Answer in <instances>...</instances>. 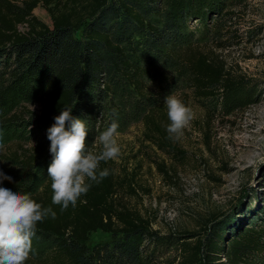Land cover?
Masks as SVG:
<instances>
[{
	"label": "trees",
	"instance_id": "trees-1",
	"mask_svg": "<svg viewBox=\"0 0 264 264\" xmlns=\"http://www.w3.org/2000/svg\"><path fill=\"white\" fill-rule=\"evenodd\" d=\"M244 1L0 0V129L29 123L39 135L29 146L16 144L4 156L0 170L12 181L4 180L0 187L30 192L37 203L56 212L55 219L49 216L37 223L35 239L46 244L49 254L37 259L32 253L25 264H162L154 262L146 251L148 244L139 239L172 246L177 238L158 237L147 219L127 207L119 191L136 195V190L131 178L116 174L112 160L101 162L100 168L110 174L99 183L91 182L75 207L61 211L51 203L47 129L63 108L73 106L71 115L89 122L86 145L98 151L95 139L101 117L109 126L114 119L121 125L142 115L146 141L158 149L173 148L175 141L162 124L167 118L160 98L164 88L154 95L144 86L158 76L163 80L155 66L170 62L187 70L196 99L217 102L221 117L256 103L253 80L217 53L228 41L208 50L196 45L181 50L188 22L211 17L215 26L223 20L234 25ZM39 3L51 17V28L32 14ZM256 30L248 31L247 39L256 37ZM241 36L235 29L229 31L236 43L243 41ZM126 87L130 90L124 94ZM30 101L37 103V112L27 110ZM229 221L213 217L201 236L180 240L177 264H255L264 255V219H252L234 232ZM97 231L122 238L104 252L89 251L86 242Z\"/></svg>",
	"mask_w": 264,
	"mask_h": 264
},
{
	"label": "rangeland",
	"instance_id": "rangeland-1",
	"mask_svg": "<svg viewBox=\"0 0 264 264\" xmlns=\"http://www.w3.org/2000/svg\"><path fill=\"white\" fill-rule=\"evenodd\" d=\"M32 14L41 23L52 27L51 17L41 3ZM158 20L153 17V21ZM214 20L208 17L205 22H188L181 50L188 45L208 50L228 41L223 45L225 48L217 49V53L229 66L253 80L256 103L231 116L221 117L217 102L196 99L187 70L179 62H170L166 66H155L163 80L158 76L154 83L146 81L144 86L151 88L154 95L164 88L160 96L164 102L166 96L175 94L192 109L194 118L183 130V136L173 138V148L158 149L146 141L142 115L124 121L118 129L121 155L112 160L114 170L120 177L131 178L136 190V195L123 190L118 195L127 207L138 211L150 222V230L158 237L177 238L172 246H156L146 238L139 239L144 245L148 244L146 251L154 262L162 264H177V243L188 239L191 234L201 236L204 226L213 217L217 221L229 218L232 232L246 226L252 219H264V0H245L238 9L234 25L223 20L215 26ZM228 27L242 35L241 43L229 38L232 30ZM255 28L256 37L247 39V32ZM75 36L81 37V29L75 31ZM138 38L134 37V41ZM125 90L124 94L130 89L126 87ZM30 103L35 106L33 111ZM26 105L30 112L39 109L34 101ZM165 112L167 114V108ZM99 122L95 139L98 150L97 138L107 129L108 119L103 116ZM169 123L168 116L162 120L166 128ZM2 131L5 147L0 150V164L16 144L29 146L39 138L29 123L16 124ZM226 235V239H230V231ZM121 238L120 234L112 236L97 231L89 235L86 246L89 251L102 248L104 252L113 248ZM33 249L37 259L49 254L46 244H39L36 239L33 240ZM141 264L147 263L143 261ZM255 264H264V255L259 256Z\"/></svg>",
	"mask_w": 264,
	"mask_h": 264
},
{
	"label": "clouds",
	"instance_id": "clouds-1",
	"mask_svg": "<svg viewBox=\"0 0 264 264\" xmlns=\"http://www.w3.org/2000/svg\"><path fill=\"white\" fill-rule=\"evenodd\" d=\"M165 103L170 121L166 130L170 138L179 139L194 113L175 94L166 96ZM30 107L33 111L35 106L30 103ZM72 109L73 106L63 108L47 129L52 156L47 168L53 193L51 203L59 205L61 211L69 205L75 207L77 200L90 190L91 182L99 183L110 174L109 169L100 168L101 162L115 160L121 155L118 120L114 119L98 136L99 150L91 151L86 145L89 122L73 117ZM113 115L117 114L113 112ZM4 147L0 129V150ZM4 180L11 182L12 177L0 170V182ZM49 216L56 218L53 208L37 203L30 192L0 187V264H25L34 252L37 223Z\"/></svg>",
	"mask_w": 264,
	"mask_h": 264
}]
</instances>
